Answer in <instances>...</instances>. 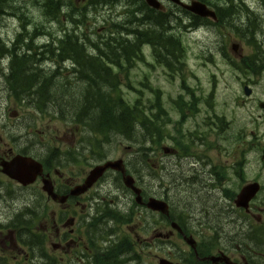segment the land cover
<instances>
[{"label":"flooded vegetation","instance_id":"1","mask_svg":"<svg viewBox=\"0 0 264 264\" xmlns=\"http://www.w3.org/2000/svg\"><path fill=\"white\" fill-rule=\"evenodd\" d=\"M162 3L163 14L175 18L172 31L186 22L202 28V17ZM261 16L264 21L263 8ZM261 43L264 58V36ZM227 52L230 60L224 58L235 71L230 61L242 63V45H231ZM152 62L151 68L172 82L169 73L181 66L172 60L165 71ZM242 65L244 94L253 81L250 67ZM171 86L164 108L166 135H152L148 174L133 154L122 158L124 173L109 170L86 183L99 164L92 162L94 156L104 150L92 146L94 135H76L68 128L67 144L55 141L44 148L40 135L57 133L36 131L19 111L18 120L8 125L6 120L17 116L12 108L21 106L7 84H0V118L6 121L0 123V264H264V130L258 123L264 125V102L262 115L250 122L257 130H247L216 111L213 95L209 107L196 85ZM249 100L235 104L245 108ZM58 113L54 120H60ZM17 135L23 148L1 146ZM16 155L40 161L42 176L32 184L10 179L1 163ZM128 175L140 202L125 186ZM46 183L54 199L44 192Z\"/></svg>","mask_w":264,"mask_h":264},{"label":"trees","instance_id":"2","mask_svg":"<svg viewBox=\"0 0 264 264\" xmlns=\"http://www.w3.org/2000/svg\"><path fill=\"white\" fill-rule=\"evenodd\" d=\"M77 1L0 0V57L12 58L8 77H4L6 89L19 102L25 96L29 102L24 103L38 112L54 115L59 109L61 118L71 116L70 121L83 125L89 135H107V140L117 135L133 141L141 156L148 158L152 135H166V114L160 93L152 88L137 90L131 72L138 61H144V46L150 48L159 66L167 68L172 60L180 63L185 53L181 39L169 32L170 19L149 9L142 0H127L131 9L126 15L120 10L122 15L108 19L101 17L102 7L116 10L112 5L117 0ZM259 1L264 4V0ZM203 3L216 9L218 22L213 26L240 32L253 49V55L243 63L252 74L261 75L264 58L259 56L262 47L256 41V24L251 23L253 28L241 26L247 11L245 0H226L224 7L208 0ZM7 17L19 22L24 31L21 34L30 36V42H24L20 35L12 48H4L13 42L2 29ZM74 17L83 27L70 33L67 23L78 24ZM97 24H105L106 30L99 33ZM78 33L94 42L87 45ZM42 40L47 42L40 44ZM69 63L70 68L63 67Z\"/></svg>","mask_w":264,"mask_h":264},{"label":"rangeland","instance_id":"3","mask_svg":"<svg viewBox=\"0 0 264 264\" xmlns=\"http://www.w3.org/2000/svg\"><path fill=\"white\" fill-rule=\"evenodd\" d=\"M210 3L214 4L217 7H224L225 1L226 0H208ZM248 1V0H247ZM250 2H248L247 7L249 9L256 10V6H251L249 5ZM117 9H120L122 11L127 12V8H124V5H115ZM113 7V6H112ZM110 8L108 7H102V10L105 11L106 9ZM261 8L264 9L263 4H261ZM173 13H178L176 11H173ZM36 15V14H34ZM260 18L259 14H257ZM111 16L104 15L102 18L108 19ZM115 17V16H114ZM75 21L78 22L76 23H71L67 24L68 30H78L79 28L81 29L83 27V23L76 17L73 18ZM80 21V23H79ZM245 21V20H244ZM250 23V24H249ZM251 23H255L256 26L254 27L256 32L255 35L257 37L263 38L264 36V24L262 23H256L255 21H248L244 24H242V28H246L245 24L247 27L251 26ZM188 25V22H186ZM249 24V25H248ZM53 26V25H52ZM103 24L96 25V28L98 32L100 33L101 28H103ZM253 28V27H252ZM79 29V30H80ZM122 32V31H120ZM181 32V33H179ZM172 31L171 33L179 39L180 37L182 38L184 45L186 47V63H187V72L185 75L186 83L189 84H194L198 89L203 93V97L207 98L211 91L212 84H215L217 86L218 92H216V98L212 100L216 107V111L219 112L220 114H224L227 116L229 119H235V127H239L241 124H246L247 125V130H253L255 131L254 125H250V122L252 119H257L258 116L262 115L263 112L262 109H259V104L258 101L264 102V78L260 79L256 76H249L251 77L250 80L253 81L251 82L252 85H250V89L252 90L253 94L251 97H245L242 92V86L240 82V77H242V74L239 71H234L230 69V66L228 64H225L224 61L219 57L218 52L219 49L225 47L229 50L230 43L229 40L230 38H235L237 37L235 32L232 31V29H223L221 32H217L214 28L212 29H196L192 32L189 31V33H184L182 31ZM77 33V32H76ZM113 33V31H112ZM80 36H84L81 33H78ZM221 34L224 36L222 37ZM22 37L26 36L25 34H20ZM15 36V35H14ZM82 40H84V37H81ZM90 39V40H89ZM262 40V39H261ZM86 44L89 42H94L92 41V37H87L86 40H84ZM243 52L245 53H251V50L244 46ZM263 49V48H262ZM211 53L212 56H209L207 53ZM145 53L151 54V51H149L147 48L145 49ZM209 57V58H208ZM142 66H139L138 69H141ZM144 68V67H143ZM144 70V69H143ZM139 71V70H138ZM162 71V70H159ZM139 74V73H138ZM141 75V74H139ZM153 76V77H152ZM154 85L159 88L164 95L166 96L167 94H171L173 91V88L171 86V83L169 82V79L167 78L165 73L159 72V73H152L150 77ZM2 83L6 82L4 81V77L2 78ZM179 82H173L174 86L177 87V84ZM126 94V93H125ZM215 94V92H214ZM132 95V94H131ZM148 95V93H147ZM131 97V96H130ZM241 97V98H239ZM245 100L247 101L250 99L247 103L248 105L245 108H241V105L238 107L235 103L236 101L240 100ZM18 111L20 109H17ZM261 110V111H260ZM5 112V111H4ZM21 114H23L21 111H19ZM235 113V115H233ZM2 118V119H1ZM0 118V123L6 122L8 123H14V118L12 117L6 121H4L3 117ZM51 121V123H49ZM259 126L260 129L259 131L264 130V125L263 122H260ZM9 125V123H8ZM36 125V124H35ZM39 130L45 129V131H52L58 134V132H62L63 128L60 126L59 123H55V121L52 120H46L38 125H36ZM257 130V129H256ZM5 135V134H4ZM44 137H50V136H55V135H43ZM5 143H7L5 141ZM127 145H122V146H114V153L113 157H118L124 154L123 148Z\"/></svg>","mask_w":264,"mask_h":264},{"label":"water","instance_id":"4","mask_svg":"<svg viewBox=\"0 0 264 264\" xmlns=\"http://www.w3.org/2000/svg\"><path fill=\"white\" fill-rule=\"evenodd\" d=\"M169 2H173L176 3L180 6H182L183 8L187 9L189 12L198 15L200 17H208V18H212V19H216V15L213 11L209 10L207 8L206 5L200 3V2H193L191 5L186 6L183 5L182 3H180L179 0H166ZM146 4L148 7L153 8V9H161V5L157 0H145ZM246 95H249L250 91L249 90H245ZM117 163H108L105 166H115ZM119 164V163H118ZM32 161L26 158H21V157H17L14 159L13 162H11L10 164H2L3 166V171L8 174L10 177H15L16 172L18 169H26L31 171L32 169ZM103 168H101L100 170H102Z\"/></svg>","mask_w":264,"mask_h":264},{"label":"bare ground","instance_id":"5","mask_svg":"<svg viewBox=\"0 0 264 264\" xmlns=\"http://www.w3.org/2000/svg\"><path fill=\"white\" fill-rule=\"evenodd\" d=\"M125 4V6H124V8H127V10H130L131 9V2H127V0H117L116 2H114V4L112 5L114 8L115 7H117V6H115V5H118V6H120V5H124ZM263 4V3H262ZM264 5V4H263ZM104 7H106V6H104ZM108 7V6H107ZM110 7V6H109ZM135 7L136 6H134V9H135ZM137 18H141V16L140 17H137ZM168 18L170 19V20H175V18L174 17H172L171 15H169L168 16ZM71 23H73V21H70ZM74 24V23H73ZM188 26H189V31L190 32H192V31H194L195 30V28H194V26H192L191 24H189L188 23ZM202 27V26H201ZM139 29V28H138ZM137 29V27H136V30H138ZM200 29V28H199ZM70 30H68V32H69ZM73 31V30H72ZM169 32L171 33V29L169 30ZM70 33H71V31H70ZM73 34H76V33H73ZM172 34V33H171ZM173 35V34H172ZM18 36H20V34L19 35H15L14 36V40H13V42H11L10 44L8 43L7 45H5V49L7 48H12V45H14V44H16L17 42V37ZM82 36H80V38H81ZM176 37V36H175ZM177 38V37H176ZM85 39V38H84ZM25 40H27V41H31V37L30 36H24L23 37V41H25ZM87 45H89V44H87ZM4 46V45H3ZM9 58L10 57H8L7 55H4L3 57H0V61L4 64V65H6V66H9Z\"/></svg>","mask_w":264,"mask_h":264}]
</instances>
